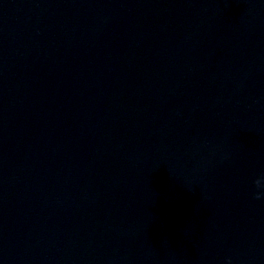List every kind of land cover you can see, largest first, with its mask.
I'll use <instances>...</instances> for the list:
<instances>
[{
    "label": "water",
    "instance_id": "water-1",
    "mask_svg": "<svg viewBox=\"0 0 264 264\" xmlns=\"http://www.w3.org/2000/svg\"><path fill=\"white\" fill-rule=\"evenodd\" d=\"M258 179L264 0H0V264H264Z\"/></svg>",
    "mask_w": 264,
    "mask_h": 264
},
{
    "label": "clouds",
    "instance_id": "clouds-1",
    "mask_svg": "<svg viewBox=\"0 0 264 264\" xmlns=\"http://www.w3.org/2000/svg\"><path fill=\"white\" fill-rule=\"evenodd\" d=\"M256 188L258 189L253 193V198L255 200H261L264 199V191H261L260 189H264V179H258L255 181ZM225 264H231L230 258L226 260Z\"/></svg>",
    "mask_w": 264,
    "mask_h": 264
}]
</instances>
